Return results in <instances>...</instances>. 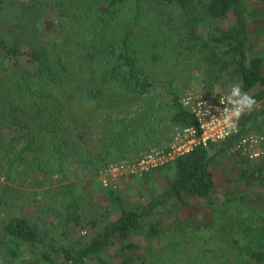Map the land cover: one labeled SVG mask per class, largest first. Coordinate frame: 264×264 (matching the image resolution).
Masks as SVG:
<instances>
[{
  "label": "trees",
  "instance_id": "obj_1",
  "mask_svg": "<svg viewBox=\"0 0 264 264\" xmlns=\"http://www.w3.org/2000/svg\"><path fill=\"white\" fill-rule=\"evenodd\" d=\"M248 1L0 0V56L11 65L0 73V157L5 160L1 169L10 176L14 169L30 174L39 187L75 167L97 173L114 152L123 151L129 137L110 123V112L121 103L114 107L110 100L127 97L142 106L143 100L155 98L162 74H181L197 63L209 87L230 74L257 104L264 101V60L249 58L246 52ZM48 14L54 17L45 29ZM228 20L232 21L228 29L210 26ZM170 94L173 127L192 126L194 121L180 107L177 93ZM254 112L255 108L242 117L238 136L199 145L168 163L173 178L159 198L128 209L114 197L118 218L84 244H60L46 229L23 217L9 219L4 232L39 250L43 264H56L54 258L64 264H112L103 255L121 238L126 244L117 249V256L123 258L120 264H130L124 253L134 249L131 236L147 228L145 233L153 241L162 240L156 224L145 227L158 209L170 202L184 207L187 197L210 196L214 191L211 163L226 155L241 136L262 134L264 119ZM149 115L148 123L154 118L153 112ZM100 119L98 126L95 122ZM92 128L99 143L93 150L88 133ZM141 129L147 135L155 133L148 127ZM170 140L171 136L167 143ZM137 144L133 143L135 148ZM252 171L246 164L237 172L243 181L264 175L263 170ZM74 188V183L69 184L68 193ZM78 197L74 193L67 204L74 220ZM223 229L231 237L228 264H264L263 216H233ZM171 255L173 261L187 255L184 262L180 259L182 263L207 264L206 252L196 244H179Z\"/></svg>",
  "mask_w": 264,
  "mask_h": 264
},
{
  "label": "rangeland",
  "instance_id": "obj_2",
  "mask_svg": "<svg viewBox=\"0 0 264 264\" xmlns=\"http://www.w3.org/2000/svg\"><path fill=\"white\" fill-rule=\"evenodd\" d=\"M247 9L249 38L246 52L249 58L260 56L264 60V0H249ZM53 17L52 14L46 16L45 29L50 27L49 22ZM231 24L230 20L214 21L210 26L228 29ZM22 64L28 66L26 61ZM5 65L11 66L0 56V73ZM162 76L163 81L155 98L143 100L142 106L127 97L110 100L114 107L121 102L116 106L119 108L110 112V123L123 128L127 132L125 136L129 137L123 143V151L114 152L97 173L75 167L67 175L55 177L49 185L39 187L30 174L24 175L15 169L10 170L11 176L7 174L2 164L5 160L0 155V264H43L39 250L16 241L4 232V225L12 217H23L41 226L60 244H84L107 222L118 218V203L114 197H118L128 209L140 208L159 198L169 187L174 173L169 165L150 170L139 177H121L110 182L107 187L102 185L100 173L109 163L133 156L148 146L168 144L173 128L170 119L174 112L170 92L177 93L180 98L187 88H197L207 93L224 91L230 89L237 80L226 74L218 84L209 87L198 63L181 74L164 73ZM152 112L154 118L148 123L145 117L151 116L149 113ZM254 114L258 119H264V101L255 106ZM100 122L101 119L95 123L99 126ZM142 126L150 128L147 129L149 132L151 129L155 130V133L147 135L141 129ZM92 131L93 128L88 131L91 150L99 144L96 133ZM262 134L264 135V131ZM134 142L138 143L136 148ZM246 164L254 174L260 170L264 172V158L249 161L239 153L229 151L214 160L210 165L214 181L213 193L204 199L187 197V205L184 207L177 202H170L158 209L145 222V227L157 225L162 233L160 243L157 244L158 240L153 241L146 235V228L129 238L134 249L126 250L124 258H130V264H187L182 261L192 250L185 257H182L185 254L178 255L175 258L177 261L172 260L171 254L179 244H196L206 252L207 264H228L231 237L223 227L233 216L264 217V175L260 180L257 177L241 180L238 167ZM71 183L75 184L74 192L68 193V185ZM74 193L79 196L77 220L71 218L67 208ZM125 244V240L117 238L115 245L103 258L112 264H120L123 258L117 256V249ZM150 247L153 248L149 249ZM165 250H168L169 255L168 252L165 254ZM54 259L56 264H64L62 259Z\"/></svg>",
  "mask_w": 264,
  "mask_h": 264
},
{
  "label": "built area",
  "instance_id": "obj_3",
  "mask_svg": "<svg viewBox=\"0 0 264 264\" xmlns=\"http://www.w3.org/2000/svg\"><path fill=\"white\" fill-rule=\"evenodd\" d=\"M229 92L230 89L207 93L201 89L187 88L180 96L178 103L191 116L194 124L189 127L174 126L171 140L164 147L151 145L133 156L109 163L100 173L102 185L107 187L110 182L124 176H142L150 170L173 162L199 145L220 143L228 138L238 136L241 131L240 121L245 114L239 120L237 131L221 138L225 132V125L220 113L227 105L222 104L220 100ZM202 110L207 113L203 122L196 115V112ZM263 145V134L250 133L241 136L230 151L239 153L249 161H259L264 158ZM257 153L259 155H256Z\"/></svg>",
  "mask_w": 264,
  "mask_h": 264
},
{
  "label": "clouds",
  "instance_id": "obj_4",
  "mask_svg": "<svg viewBox=\"0 0 264 264\" xmlns=\"http://www.w3.org/2000/svg\"><path fill=\"white\" fill-rule=\"evenodd\" d=\"M220 101L222 104L227 105L220 113L225 125V132L221 138H225L227 135L237 131L240 118L244 114L252 112L257 101L249 93L242 90V85L239 82L233 84L230 88V92ZM185 103H187V101H185ZM206 114L204 110L196 112V115L202 122ZM256 155H259V153Z\"/></svg>",
  "mask_w": 264,
  "mask_h": 264
}]
</instances>
